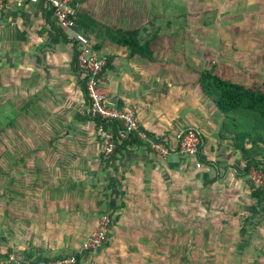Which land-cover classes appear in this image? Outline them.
<instances>
[{
    "label": "rangeland",
    "instance_id": "374dc122",
    "mask_svg": "<svg viewBox=\"0 0 264 264\" xmlns=\"http://www.w3.org/2000/svg\"><path fill=\"white\" fill-rule=\"evenodd\" d=\"M131 1L136 6L150 2ZM131 1L128 5L133 3ZM157 2L153 15L144 14L146 11L142 9L140 16L149 20L142 29L146 37H151L155 31L162 36L153 42L154 62L158 63L148 67L156 71L152 75L157 78L148 71L143 80L137 79L138 92L148 108L169 111L174 118L181 112L182 117H179L183 120L180 122L177 117L173 121L175 132L184 127L200 132L201 168L194 167L196 160H191L193 169L177 164L179 169L169 177L156 174L158 190L151 194L132 190V195L123 194V200L127 199L125 202L132 210L119 209L117 191L120 189L106 198L95 192L97 190L85 189V192L76 190L66 195L55 192L57 200H68L72 196L81 205L70 213L63 211V206L58 208L59 213H49L41 204L42 190L50 184L56 185L60 176L66 179L65 175L50 173L51 162L47 155L48 149H55L59 144L53 143L54 136L66 134L67 126L61 124L59 118L56 120L62 96L56 97L53 104L45 90L48 73L39 70L37 74L35 68L29 73L24 67L27 64V60L22 63L21 58L24 47L14 48L17 51L12 49L7 54L8 47L0 43V255L6 253L7 248L22 251L29 241L36 251L38 248L45 252L31 260L25 259L26 264H33L44 256H61L59 260L76 262V253L80 255L79 264H264V202L257 204L250 197L251 186L264 187V166L251 167L247 174L241 158L239 166H235V154L240 156V153L229 140L219 136L223 116L198 86V76L208 68L245 86H260L264 82V66L256 64L245 53L253 36L264 33L254 30V20L264 26V9L261 12L257 9L258 0L249 1L253 4L246 6L249 10L244 6L247 5L243 3L245 0ZM148 12L151 11L148 9ZM32 34L35 32H31L30 42H36ZM253 48L254 55L261 58L262 47ZM35 49L33 46L24 53L35 60ZM168 70L174 72V77L165 81L163 76ZM100 88L106 94L102 86ZM34 89H38L36 95ZM128 107H132L136 115L134 104ZM175 132L162 135L173 137ZM95 134L99 147L96 157L103 165L107 162L110 166L113 159L101 155L97 130ZM147 135L152 138L150 133ZM144 144L158 158L166 157L153 150L150 143ZM212 149L213 158L221 150L235 152L229 154V163L236 167L237 173L225 177L220 171L221 176L214 173L203 179L204 164L209 163L206 152L210 154ZM26 158L31 165L21 172ZM37 181L41 183L39 187L35 185ZM87 200H91L93 208H97L94 204L97 200L102 201V205L109 203V210L94 215L86 210ZM114 206L118 208L110 219L102 247L94 253L85 252L83 242L98 227L102 216L109 218ZM118 212L123 213L122 216ZM15 259L14 254H10L9 260L20 264Z\"/></svg>",
    "mask_w": 264,
    "mask_h": 264
},
{
    "label": "crops",
    "instance_id": "0c3cea01",
    "mask_svg": "<svg viewBox=\"0 0 264 264\" xmlns=\"http://www.w3.org/2000/svg\"><path fill=\"white\" fill-rule=\"evenodd\" d=\"M128 1L131 0H84L79 2L75 5L76 31L85 34L92 44H100L101 49L98 52L101 54L115 56L111 62V69L106 71L101 77V86L107 95L109 103L119 108L134 104L140 126L146 133H150L151 136L166 134L168 131L169 135H173L175 132L173 121L181 116V112L180 115L174 118V114L169 111L162 112V110H156L151 106L148 108L146 106L147 102L138 92L139 81L137 79L143 80V75L147 74L148 71L149 75L156 73L152 69L149 70L148 67L151 66L150 64L154 65L158 62L150 63L138 57H129L126 49L115 46L107 39H104L105 36L103 37L102 30L93 24L94 22L103 27L121 28L124 30L138 29L142 37L150 38L142 33V29L149 24V20L148 18L142 19L140 16L143 13L142 9L146 11L144 14L153 15V7L159 3L157 0H149L150 2H145L143 5L137 4V7L133 1H131L133 2L131 5H128ZM249 1L245 0L243 2L247 4L244 5L245 7L253 5ZM263 3L264 0H258L255 4L257 9H260V12L264 9V6L261 5ZM247 7L246 10H249ZM148 9L152 13L148 12ZM45 11L41 4H29L22 8H17L0 0V43L1 45L5 43L8 47L6 52L3 51L7 54L12 49L13 52L17 51H14V48L19 47L21 49L24 47L23 53L18 51L22 53V63L27 60V64L23 66L27 67L28 71L35 68L34 71L36 73L39 70H45L48 73V76H46L47 86H44L47 87L45 90H47L53 104L57 101L56 97L62 96L59 109L56 110V120L59 118L62 120L61 124L67 126L66 134L54 136L53 143L59 144L55 149H48L47 152L51 162L50 173L54 176L62 174L66 178L58 177L56 185L59 184V187L55 188V192L66 195L76 190L85 192V189H92L93 191L97 190L95 192L106 198L120 189L121 191H117L120 193L118 194L120 195L118 198L119 209L124 210L127 207L132 210L130 204L125 202L127 199L123 200V194H126V196L132 195V191L151 194V192L158 190L156 186L158 175L156 176V174L172 175L176 169H179L176 168L177 164L187 169H193L191 167V159L173 154L159 157V159L143 143L141 146L132 145L127 147V150H121L116 153L109 164L110 166L107 165V162L106 164L104 163L105 166L100 162V158L96 157L95 153L96 149H99L97 144L98 137L95 134L96 127L92 120L82 114L86 104L79 87L80 76L71 66L74 51L72 40L70 39L71 33H63L67 41L60 39V36L52 32L46 23ZM145 21L146 24L144 23ZM143 24H145L144 27ZM255 29H257L256 31H264L261 21L254 20ZM245 30L247 29L245 28ZM33 31L35 34L32 35L35 37L36 42H30L31 32ZM161 38L162 36L158 33V37L155 40ZM253 38V42H249L245 48V53L256 64L259 65L261 63L264 66V33L254 35ZM33 46L36 47L34 54L37 58L35 60L33 56H26L24 53ZM60 46L62 47L60 48ZM254 46L262 47L261 58L258 54V58L254 55ZM106 51H110V53L106 54ZM154 57L156 58L155 51ZM33 62L37 64L34 65ZM170 69L172 70V68ZM171 70H168L163 76L165 81L174 75ZM37 77L35 76L34 79L37 80ZM34 90V95H36L38 89ZM181 117L178 118L180 122L183 120ZM185 128L178 129L175 134ZM69 129L73 130L70 132ZM214 152L213 149L210 154L206 152L209 163L204 164L206 168H203L204 174L201 173L204 176L203 179H207L214 173L217 176H221L220 171L224 172L223 176L225 177L226 175L228 177L237 173L236 167L241 163L240 156H236L233 151V154H231L229 151L221 150L213 158ZM229 154H235L234 163L236 167L231 166L232 164L230 165L231 157ZM228 172H230L229 175L226 174ZM119 180L120 182H118ZM103 206L102 211L109 210V203ZM118 213L121 214V212Z\"/></svg>",
    "mask_w": 264,
    "mask_h": 264
},
{
    "label": "trees",
    "instance_id": "16d2710c",
    "mask_svg": "<svg viewBox=\"0 0 264 264\" xmlns=\"http://www.w3.org/2000/svg\"><path fill=\"white\" fill-rule=\"evenodd\" d=\"M45 20L52 32L60 36V39L63 41H67L62 29L55 21H53L52 15L48 11H45ZM93 24L102 30L103 37L105 36L104 39H107L115 46L126 49L129 57H138L150 63L155 61L156 58L154 57L153 42L158 37L157 31L154 32L150 38H144L141 36L138 29L124 30L121 28L103 27L94 22ZM91 45L96 51L101 49L100 44L91 43ZM114 58L115 56H106L107 64L100 73V82L102 75L111 69V62ZM71 66L74 71L79 73V87L83 93L85 99L84 102L86 104L88 100L87 89L85 86L86 78L83 77L77 67V52L75 50L73 51ZM198 84L202 93L212 101L218 112L223 116L219 136L222 137L223 140H229L233 149L240 153V158L245 162V173H247L251 167L258 169L261 166H264V82H261L260 86H245L232 79L229 80L227 77L225 78L221 75H217L214 73L213 69L208 68L204 69L198 76ZM87 118L93 121L95 127L100 123V120L97 118L89 116H87ZM104 127L112 128L113 133L117 135L118 127L116 122L114 124L106 123ZM142 144L143 142L139 141L137 138H133L130 142L124 141L115 150V154L119 153L121 150H127V147H131L132 145L141 146ZM258 148L261 150H257ZM115 154L110 158L114 159ZM257 157H261V159H258ZM25 161L26 162L21 165V172H25L27 167L31 165L28 162V158H26ZM33 164L35 165V163ZM40 184L41 183H38V181L35 182L36 187H39ZM57 186L59 187V184H50L45 190H42L43 195L41 198V204H43V207L47 208L49 213H59L58 208L62 206L63 209H65L63 211L66 213L76 211L79 204L81 205L80 201L73 199L72 196H70L68 200L65 198L63 200H57L54 196L56 195L55 188ZM250 197L255 200L257 204L264 202V187L256 188L251 186ZM94 204L97 205V208H93L91 200L85 201L86 210L94 215H100L103 213V202L97 200ZM117 208H114L109 214V220ZM13 209L15 210L14 207ZM44 252L45 251L39 250L38 248L36 251L35 247H33L28 241L27 246L22 251L18 252L13 248H7L6 253L0 255V264H15L14 261L9 260L10 254H14L16 262L19 261L20 264H26L25 259L31 260L36 257L38 253ZM74 257H76V262L74 264H79L80 255L76 253ZM59 259H61V256H44L37 258L33 264L47 263L50 260ZM5 261L8 262L6 263Z\"/></svg>",
    "mask_w": 264,
    "mask_h": 264
},
{
    "label": "built area",
    "instance_id": "2783aa9c",
    "mask_svg": "<svg viewBox=\"0 0 264 264\" xmlns=\"http://www.w3.org/2000/svg\"><path fill=\"white\" fill-rule=\"evenodd\" d=\"M17 8L29 4H41L42 8L50 12L53 20L62 29L63 33H71L73 49L77 52V67L86 78L87 103L82 114L97 118L100 123L96 126L101 143V155L109 159L118 146L124 141H132L137 138L143 143H150L151 148L161 155L179 153L185 158L196 160L194 167L201 168L203 141L200 132L193 128H185L173 137L165 135L150 136L141 128L135 111L132 107L121 108L109 103L106 94L101 92L100 73L107 64L106 57L93 49L90 40L82 32L76 31L75 5L84 0H3ZM117 123L118 133L115 135L112 128L104 125ZM161 137V140H160ZM247 174V173H246ZM260 183V180H257ZM259 188V186H257ZM110 220L104 215L94 232L83 242L82 249L88 252L99 250L106 238ZM73 259L58 260L46 264H74ZM18 264V262H17ZM41 264V263H40Z\"/></svg>",
    "mask_w": 264,
    "mask_h": 264
}]
</instances>
